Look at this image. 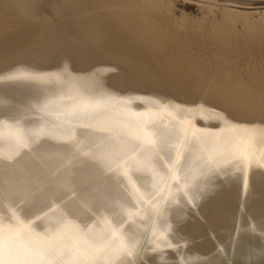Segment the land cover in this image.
Instances as JSON below:
<instances>
[{"label": "bare ground", "instance_id": "6f19581e", "mask_svg": "<svg viewBox=\"0 0 264 264\" xmlns=\"http://www.w3.org/2000/svg\"><path fill=\"white\" fill-rule=\"evenodd\" d=\"M157 1L0 0V215L23 209L48 230L72 207L100 240L114 221L136 245L124 264H264V53L182 59L149 22ZM89 89L114 102L69 116ZM130 110L158 135L136 132ZM238 137L246 181L221 154Z\"/></svg>", "mask_w": 264, "mask_h": 264}, {"label": "snow or ice", "instance_id": "6c2138e0", "mask_svg": "<svg viewBox=\"0 0 264 264\" xmlns=\"http://www.w3.org/2000/svg\"><path fill=\"white\" fill-rule=\"evenodd\" d=\"M8 79L15 81L20 79L39 80L41 78L12 75ZM112 102L114 101L111 97L90 89L85 90L78 94L77 104L68 115L77 119L93 115L99 117ZM3 107V101H0V108ZM22 107L23 105H21ZM164 107L166 108V106ZM47 108L48 105L45 104L40 110L43 111ZM130 111L134 121V125L131 127L136 132L150 133L153 137L158 135L154 129L145 128L144 125L147 121L137 116L135 110ZM11 119L17 118L11 117ZM17 123H19V119H17ZM223 123L228 126L227 120H224ZM3 124L4 120L0 119V125ZM236 131L240 130L236 129ZM36 135L37 138H40L44 133L41 131ZM60 139L67 142L73 137L69 133ZM15 140L20 147H29L22 134V129L19 127L15 129ZM221 154L227 157L224 161V168L227 169L231 165L235 172L243 171L246 181L247 174L252 167L251 144L243 137L228 140L224 143ZM0 158H5L2 152H0ZM6 158L11 159L12 157ZM220 174L230 177L232 172L225 170ZM171 179H176L175 173ZM199 190L203 191V188ZM89 211L91 212V210ZM82 216L83 213L69 207L60 213V219L54 228L45 230L34 222L39 217L26 213L23 209L20 210L19 218L13 216L9 218L7 224L3 216L0 215V264H124L125 259L137 254L136 245L132 242L131 235L123 232L119 224L113 221L111 225H106L107 231L104 239L100 240L97 226L91 216L89 219H83ZM174 234L173 232L172 235ZM102 254L107 255L109 260L100 259Z\"/></svg>", "mask_w": 264, "mask_h": 264}, {"label": "rangeland", "instance_id": "374dc122", "mask_svg": "<svg viewBox=\"0 0 264 264\" xmlns=\"http://www.w3.org/2000/svg\"><path fill=\"white\" fill-rule=\"evenodd\" d=\"M156 3H151L153 7L143 3L152 8L150 13L153 10L149 22L160 31L163 41L171 39L169 42L177 47V55L182 59L190 57L207 64L210 61L209 67L214 69L220 56L227 52L226 57L231 58L236 50V57H240L238 64L257 49L264 53V0H158ZM250 42H254L251 49ZM255 42L259 48H254Z\"/></svg>", "mask_w": 264, "mask_h": 264}]
</instances>
